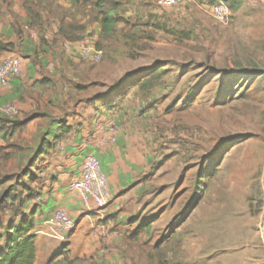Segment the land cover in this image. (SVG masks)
I'll use <instances>...</instances> for the list:
<instances>
[{"label": "rangeland", "instance_id": "obj_1", "mask_svg": "<svg viewBox=\"0 0 264 264\" xmlns=\"http://www.w3.org/2000/svg\"><path fill=\"white\" fill-rule=\"evenodd\" d=\"M243 3L219 23L209 8L199 6L195 16L185 4L162 7L157 1L151 12L136 14L128 25L118 22L103 36L92 1L79 0L73 9L54 0H0L1 24L23 28L28 38L34 34L36 49L51 58L72 103L88 106L82 116L72 113L67 131L85 123L97 132L104 124L115 152L112 162L105 157L113 189L100 160L87 154L107 177L102 209L74 189L80 169L76 178L62 180L63 200L78 202L73 208L51 197L56 169L43 163H51L58 147L53 141L63 134L42 157L35 156L40 146L32 132L23 136L24 127L5 143L13 146L6 159L0 152V192L16 190L15 182L31 175L34 181L32 199L6 207L2 221L17 223L15 209L50 206V218L62 210L72 223L60 233L51 219L41 222L35 235L45 242L34 264H264V2ZM55 22L64 41H82L100 50L101 59L80 58L78 44L71 53L56 49L49 31ZM4 45V56L22 57L20 45ZM15 117L0 113V122ZM120 134L123 143L115 146ZM88 218L92 227L57 249L55 240ZM5 238L3 230L0 250ZM45 243L54 247L47 252Z\"/></svg>", "mask_w": 264, "mask_h": 264}, {"label": "crops", "instance_id": "obj_2", "mask_svg": "<svg viewBox=\"0 0 264 264\" xmlns=\"http://www.w3.org/2000/svg\"><path fill=\"white\" fill-rule=\"evenodd\" d=\"M54 1L60 6L70 8L73 7L74 9L76 5L73 4L77 3L79 0ZM215 1L216 0H186L185 3L181 2L178 5L185 4L188 7V13L192 15L195 14L196 16L199 12V6L209 8ZM154 2L157 3V0H125L121 12H119L120 16L123 18V21L120 23L122 25H128L133 16L140 14L141 12H145V9H148V11L151 12L149 9L151 8V3ZM257 2L262 5L264 0H257ZM243 4L242 0L241 5ZM250 4L257 3L252 1ZM58 24L59 22H55V24H51V27H49V31H52L53 35L55 34V48L58 50L60 48L61 51L65 50L67 53H71L78 47L79 51V43H82V41L78 42L74 40L77 43H71L72 41L68 43L67 41H64L66 39L61 37V28ZM44 29L45 31L47 30V28ZM18 34L21 36V39H18ZM26 35V31H24L23 28L21 31V29H18V27L13 23L9 24L8 22L1 24L0 22V43H13V46L14 44L18 46L20 45V53L22 54L21 75L9 79L7 83L0 88V106L9 103H16L19 108L17 117L12 119V121L4 120L3 122H0V146H4L7 141L13 140L17 137L18 132L16 130L23 127L25 128V133H22L23 136L25 135L26 137V135H29V131L32 132L30 137L35 139V144L38 146L41 144L40 139H46V141L51 142L62 133L64 135L62 138L53 141V143L58 144V147L55 148V153H53L51 157L53 160L51 159V163L44 160L45 162L43 163H49L50 168L56 169L54 176L57 181L55 182L56 185H54L51 197H55L56 195L59 199L58 203L77 208L78 202H73L74 199L71 201L63 200V196L66 191L65 184L62 180L66 179L67 181L76 178L80 169V164L83 159L88 156L87 154L94 153L96 155V157L100 160L102 171H104L108 176L109 186L112 187V189L115 186L112 183L114 178V173H112L113 167L111 166L109 169V162H112L111 156H115V152L113 151L114 147H111L112 145L110 142L108 144L107 141L108 137H110V134L108 136L107 133L109 127L102 124L99 126V131L96 132L93 130L96 128H89L88 126L85 127V123L83 127H80V124L78 123V125L76 124L73 126V130L71 132H62L64 125L67 126L73 124V117H71L73 116L72 113H79V115L82 116V113L80 112H82L83 108L88 106H86L84 101L72 103V99H70V96L66 93V89L64 87L65 81L63 82L57 74L51 70V68H53L51 58L46 59L45 56L36 49L40 43L33 37L34 34H31V38H28ZM76 44H78L77 47ZM42 48V50L45 48L43 44ZM15 49H17V47H15ZM4 54V50L0 51V59L3 58ZM66 108L67 110H65ZM123 138V134H120L114 145L121 146ZM118 153L120 152L118 151ZM108 155L110 156L109 162L105 159ZM50 201V199L47 200V206ZM23 210L26 211L27 209ZM51 210L52 208H50V206H48L47 210H45L43 206L37 207L34 215L35 218L32 233L35 234L37 228L41 227V222L44 223L46 220L48 222V218L52 220V217L50 218ZM41 212L42 214H40ZM38 215H40V218H38ZM8 221L9 220H5L4 224ZM89 221V218L87 220L80 219L75 227L76 229L71 231V234L68 235L69 230L67 232V236H59L57 240H55L57 242V249H59V247L61 248L63 243H71V241L76 239L78 235L82 236L84 234L83 232L86 233L87 229L89 230L90 227H92V225H89L90 227H88L87 224ZM49 223L52 224L50 220ZM81 226L82 230H80ZM49 229L53 228L49 226ZM2 231L0 228V236ZM44 239L43 236L36 235V254L38 247L40 248V246L45 242ZM45 244L47 252L50 251L49 248L54 247V243ZM1 251L2 250H0V253ZM72 254H75V252L72 251ZM48 255H52L51 252H49Z\"/></svg>", "mask_w": 264, "mask_h": 264}, {"label": "trees", "instance_id": "obj_3", "mask_svg": "<svg viewBox=\"0 0 264 264\" xmlns=\"http://www.w3.org/2000/svg\"><path fill=\"white\" fill-rule=\"evenodd\" d=\"M89 1H92L95 7L96 20L100 25L101 34L103 36L112 35L118 22L123 21L119 12L125 3V0H83V2ZM241 2L242 0H227L231 12L237 11ZM154 27L157 29L164 28V26H159L158 24H154ZM61 32H63L62 29ZM4 49L5 45L0 43V51ZM153 75L157 76L159 73L154 72ZM143 83H141V87ZM67 130L68 127H63L62 132H68ZM12 146L13 145L10 143L0 146V152L4 151L3 158L6 159L9 157V153H6L5 150L11 149ZM51 148L52 142L42 141L35 156L42 157L43 154H46ZM2 181L3 180L0 179V184ZM18 181L21 180L19 179ZM33 181L34 177L31 175L22 183L16 181V190L13 188H7L6 190L0 192V228L5 230L6 233L5 246L0 253V264H34L35 262L36 235L32 233V229L34 227V215L36 212L35 206L27 212L21 209H15L14 219L18 220L17 223H15L14 220H11L4 224L1 217V213L9 205L12 207V204L18 201L20 206H22L26 200L32 199L30 188ZM18 188L28 190V193H25L24 195L21 192L22 190L20 191ZM7 203L9 204L7 205Z\"/></svg>", "mask_w": 264, "mask_h": 264}, {"label": "built area", "instance_id": "obj_4", "mask_svg": "<svg viewBox=\"0 0 264 264\" xmlns=\"http://www.w3.org/2000/svg\"><path fill=\"white\" fill-rule=\"evenodd\" d=\"M162 7L176 5L185 0H157ZM211 16L219 23H226L231 14L227 0H216L209 7ZM80 58L98 62L101 59L102 52L92 46L81 43L79 45ZM21 57L17 55H7L0 59V88L11 78L21 75ZM19 108L16 104L11 103L0 107V113L4 116L12 117L17 115ZM81 178L75 181L73 187L78 192L85 191L90 195L96 209H102L108 201L107 179L100 169L99 163L93 156H86L81 162ZM52 227L63 232L72 223L62 210H57L52 216ZM61 230V231H59Z\"/></svg>", "mask_w": 264, "mask_h": 264}, {"label": "water", "instance_id": "obj_5", "mask_svg": "<svg viewBox=\"0 0 264 264\" xmlns=\"http://www.w3.org/2000/svg\"><path fill=\"white\" fill-rule=\"evenodd\" d=\"M263 233H264V224H263Z\"/></svg>", "mask_w": 264, "mask_h": 264}]
</instances>
